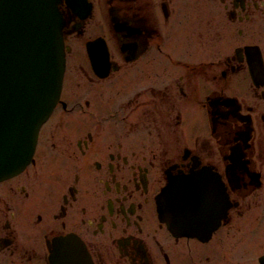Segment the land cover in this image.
Returning <instances> with one entry per match:
<instances>
[{
    "label": "flooded vegetation",
    "instance_id": "flooded-vegetation-1",
    "mask_svg": "<svg viewBox=\"0 0 264 264\" xmlns=\"http://www.w3.org/2000/svg\"><path fill=\"white\" fill-rule=\"evenodd\" d=\"M57 7L61 93L31 161L0 179V264H50L71 241L93 264H264V0ZM73 50L83 98L62 97ZM59 109L69 122L44 133ZM164 185L170 206L199 195V233L159 218Z\"/></svg>",
    "mask_w": 264,
    "mask_h": 264
},
{
    "label": "water",
    "instance_id": "water-1",
    "mask_svg": "<svg viewBox=\"0 0 264 264\" xmlns=\"http://www.w3.org/2000/svg\"><path fill=\"white\" fill-rule=\"evenodd\" d=\"M58 1L0 0V178L29 162L38 129L60 94L64 50ZM167 195L164 187L157 196L164 221ZM185 213L198 218L197 209ZM71 244L72 250L53 248L50 264H92L79 243Z\"/></svg>",
    "mask_w": 264,
    "mask_h": 264
},
{
    "label": "rangeland",
    "instance_id": "rangeland-1",
    "mask_svg": "<svg viewBox=\"0 0 264 264\" xmlns=\"http://www.w3.org/2000/svg\"><path fill=\"white\" fill-rule=\"evenodd\" d=\"M77 54H78L77 50H73L72 52L68 53V67L69 68H71V64H73L74 59L77 57ZM71 70L69 69L66 74L65 89L67 88L68 89L66 91L64 90L62 97L66 98V97H69L70 94H73V95L80 94L83 98L85 94H88L87 93L88 92V88H87L88 80H86L85 78L86 77L85 72L83 71V69L74 70L71 68ZM73 100L74 99H72V101ZM72 101L68 103V106L72 103ZM73 112L79 113V111H73ZM53 118L54 119L48 121V124H46V127H44V133H48L51 130L49 124H51L52 122H55L58 119H63V121L69 122V115L64 114L63 112L62 114H60V109L56 111Z\"/></svg>",
    "mask_w": 264,
    "mask_h": 264
}]
</instances>
